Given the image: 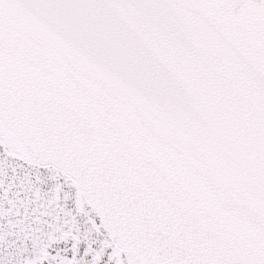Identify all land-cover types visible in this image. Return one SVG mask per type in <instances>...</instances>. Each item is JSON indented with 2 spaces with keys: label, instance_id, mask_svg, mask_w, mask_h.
<instances>
[{
  "label": "snow or ice",
  "instance_id": "snow-or-ice-1",
  "mask_svg": "<svg viewBox=\"0 0 264 264\" xmlns=\"http://www.w3.org/2000/svg\"><path fill=\"white\" fill-rule=\"evenodd\" d=\"M0 264H264V0H0Z\"/></svg>",
  "mask_w": 264,
  "mask_h": 264
}]
</instances>
